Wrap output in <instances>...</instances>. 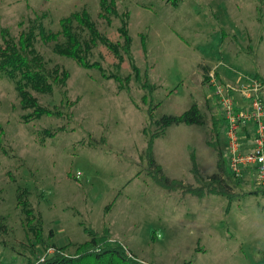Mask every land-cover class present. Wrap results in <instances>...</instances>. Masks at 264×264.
Instances as JSON below:
<instances>
[{
	"label": "rangeland",
	"instance_id": "1",
	"mask_svg": "<svg viewBox=\"0 0 264 264\" xmlns=\"http://www.w3.org/2000/svg\"><path fill=\"white\" fill-rule=\"evenodd\" d=\"M111 1L118 17L106 14L107 21L99 16L100 0H0V30L14 39L31 21L41 20L56 33L60 19L86 11L112 43L122 42L123 15L132 42L130 55L121 52L119 68L100 43L88 55L106 77H130L128 91H118L112 78L55 55L53 44L37 39L47 69L56 66L69 76L66 87L51 95L28 91L62 117L24 122L29 111L21 110L14 82L0 78V217L6 228L0 262L39 264L55 253L51 245L67 247L64 255L72 256L89 239L84 229L97 235L107 229L108 240L141 264H264V190L257 192L248 179L233 184L230 176L227 184L235 194L230 203L222 196L168 192L153 181L144 158L147 134L155 131L150 118L179 116L196 104L205 125L168 128L154 141V158L167 178L206 186L217 160L206 143L213 140L212 119L222 118L225 126L217 124L215 141L231 174L224 109L200 67L210 66L235 86L264 80V0H106ZM131 64L141 76L147 72L152 92L134 81ZM46 131L56 133L54 138ZM191 154L199 182L191 174ZM21 193L41 221L42 243L25 227L16 197Z\"/></svg>",
	"mask_w": 264,
	"mask_h": 264
},
{
	"label": "trees",
	"instance_id": "2",
	"mask_svg": "<svg viewBox=\"0 0 264 264\" xmlns=\"http://www.w3.org/2000/svg\"><path fill=\"white\" fill-rule=\"evenodd\" d=\"M99 5L100 17L105 18L107 21L108 18L105 16L106 14L118 17L113 1L108 5L106 0H100ZM121 17L122 21L118 29L119 36L122 39L121 43H112L104 37L98 31L95 22L86 11L72 13L66 18L60 19V30L56 33L47 31L41 20L29 22L27 29L20 32L17 39L10 37L6 29L0 30V78L5 77L14 82L21 110L23 112L29 111L28 114L22 117L24 122L28 123L30 120H39L42 117H62L61 112L51 111L48 108L40 106L37 99L31 95L28 89L39 94L51 95L55 89H64L66 87V81L69 76L66 70L56 66L52 69H47L46 62L35 48L37 39L44 45L53 44L52 52L55 55L71 59L85 70L95 69L105 78L107 75L104 73L101 64L98 62L90 63L88 61V55L91 53L92 48L100 43L105 46L118 61L117 68L120 67V63L123 61L121 52L130 55L132 43L128 34V23L124 21L123 15H121ZM74 25L79 28L81 34L74 29ZM84 32L87 34L86 39L82 37ZM59 37H62V41H59ZM201 68L204 70V75L210 70V67L206 66H202ZM131 69L134 73V81H136L143 90L152 92L155 89L154 86L148 83L146 71H144L141 76L139 68L134 64H131ZM106 78L113 79L117 84L118 91H128L130 77L121 79L117 74H112ZM205 79L206 77H204L203 81L206 83L207 80ZM65 96V92H63L62 103L67 105ZM145 97L146 96L143 97V102H145ZM236 105L235 102L234 106ZM68 117L71 118V116ZM212 120L213 140L206 144L216 152V173L206 177V180L209 181L206 186L193 188L191 185H183L181 181L169 179L162 173L161 167L154 158V141L163 137L166 130L172 126L181 124L187 126H204V115L200 112L196 104H192L188 110L179 116L164 115L155 121H152L150 118V123L155 126V131L153 134H147L148 139L144 158L149 175L163 190L188 194L198 199L209 196H222L230 203L235 195L232 186L227 184V179H229L231 174L227 172L225 158L215 141V137L219 135V131L216 129L217 124L220 126L225 125L224 119ZM44 133L48 138H54L56 134L50 131ZM144 133L146 132L144 131ZM190 162L191 174L193 178L199 182L201 177L193 154L190 155ZM233 180L240 182V179ZM22 194L23 193L18 194L19 196L16 197L18 205L21 207V211L24 215L25 227L29 229L37 242H41V221H38L35 217L33 209L30 207L28 201L24 198L21 200ZM108 208L109 207H107L106 210ZM2 220L3 219L0 217V235L6 233V228L1 222ZM84 232L89 239L78 245L72 256H67L68 254L64 255L67 247L58 248L55 245H51L55 253L39 264H141L138 263V261L135 260L136 258L127 252L124 247L108 240L107 229L104 230L103 235H97L91 229H84ZM52 236V232H50V238ZM129 255H131L132 258L129 257Z\"/></svg>",
	"mask_w": 264,
	"mask_h": 264
},
{
	"label": "built area",
	"instance_id": "3",
	"mask_svg": "<svg viewBox=\"0 0 264 264\" xmlns=\"http://www.w3.org/2000/svg\"><path fill=\"white\" fill-rule=\"evenodd\" d=\"M213 72L210 68L205 77L207 86L212 90L211 95L219 97L218 101L224 109L227 121L226 150L231 176L235 180L241 179L244 170L252 169L257 189L264 190V80L245 79L235 86L221 81ZM239 94L242 104H236L242 107L234 106ZM248 124L252 126L253 137L250 149L243 152L240 132Z\"/></svg>",
	"mask_w": 264,
	"mask_h": 264
},
{
	"label": "crops",
	"instance_id": "4",
	"mask_svg": "<svg viewBox=\"0 0 264 264\" xmlns=\"http://www.w3.org/2000/svg\"><path fill=\"white\" fill-rule=\"evenodd\" d=\"M202 67V66H201ZM200 67V69H201ZM206 67H210V66H207ZM260 77H263V76H260ZM262 79V78H261ZM222 80V79H221ZM225 82V81H224ZM210 96V95H209ZM262 100L264 102V92L262 93ZM225 126V125H224ZM240 136L242 137V151L243 152H246L250 149L251 147V140H252V137H253V129H252V126L249 125L247 126L246 128H243L241 129V132H240ZM211 175V174H210ZM254 172L252 169H246L243 171V174H242V180H240V184L241 185H244V182L246 181V179L248 180H251L253 182V185L255 186L254 189L259 190L257 189L256 185H255V177H254ZM233 184L236 182L234 180H232ZM227 183L230 184V182L227 180ZM232 186V185H231ZM258 192V191H257ZM252 193V192H251Z\"/></svg>",
	"mask_w": 264,
	"mask_h": 264
}]
</instances>
